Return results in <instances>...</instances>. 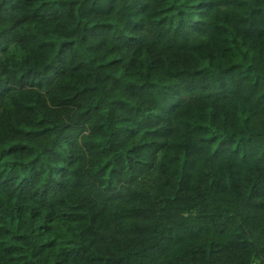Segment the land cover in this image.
<instances>
[{"label": "trees", "instance_id": "obj_1", "mask_svg": "<svg viewBox=\"0 0 264 264\" xmlns=\"http://www.w3.org/2000/svg\"><path fill=\"white\" fill-rule=\"evenodd\" d=\"M0 264H264V0H0Z\"/></svg>", "mask_w": 264, "mask_h": 264}]
</instances>
